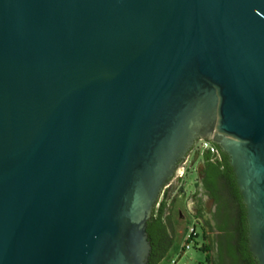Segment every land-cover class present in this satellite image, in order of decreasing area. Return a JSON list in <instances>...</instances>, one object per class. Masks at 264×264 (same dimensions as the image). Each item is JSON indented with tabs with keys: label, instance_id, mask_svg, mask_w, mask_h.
<instances>
[{
	"label": "water",
	"instance_id": "water-1",
	"mask_svg": "<svg viewBox=\"0 0 264 264\" xmlns=\"http://www.w3.org/2000/svg\"><path fill=\"white\" fill-rule=\"evenodd\" d=\"M199 138L264 264V0H0V264H147Z\"/></svg>",
	"mask_w": 264,
	"mask_h": 264
},
{
	"label": "flooded vegetation",
	"instance_id": "flooded-vegetation-1",
	"mask_svg": "<svg viewBox=\"0 0 264 264\" xmlns=\"http://www.w3.org/2000/svg\"><path fill=\"white\" fill-rule=\"evenodd\" d=\"M202 140L205 138L194 143L181 166V178L192 176V191L168 205L173 178L160 196L157 206L167 201L169 208L165 212L166 228L157 232L154 241L149 240L147 264H155L170 239L175 243L183 237L191 221L197 223L201 246L195 249L202 254L203 264H258L249 249L247 210L231 160L212 139L209 142L215 146V153L200 150L198 142Z\"/></svg>",
	"mask_w": 264,
	"mask_h": 264
},
{
	"label": "rangeland",
	"instance_id": "rangeland-1",
	"mask_svg": "<svg viewBox=\"0 0 264 264\" xmlns=\"http://www.w3.org/2000/svg\"><path fill=\"white\" fill-rule=\"evenodd\" d=\"M204 141V140H202ZM202 141L198 142V145L200 146L201 149V144ZM182 168H180V170L178 171V173L175 175L174 179V185L173 188L171 190H169V196H168V205H171V202L173 203V200H177L181 201L182 199L185 198V196L190 193L193 189L192 183L193 181L192 176L190 177H185V178H181L180 175L182 174ZM179 176V178H178ZM191 180V181H190ZM169 207V206H168ZM169 209V208H167ZM192 223L189 222L188 225H186V230L189 227V225ZM182 231V228L179 227L177 232L180 233ZM185 244V239L182 236H179L174 245L172 246V248L170 249V251L168 252V254L166 255V257L159 263V264H173L172 261L174 259H178V252L179 250L184 246ZM203 257L202 254L200 252H198L195 248L189 250L187 257L182 259L181 261H179V263L177 264H203Z\"/></svg>",
	"mask_w": 264,
	"mask_h": 264
},
{
	"label": "trees",
	"instance_id": "trees-1",
	"mask_svg": "<svg viewBox=\"0 0 264 264\" xmlns=\"http://www.w3.org/2000/svg\"><path fill=\"white\" fill-rule=\"evenodd\" d=\"M214 146V145H213ZM215 147V146H214ZM167 210V201H164L161 205L156 206L154 208L152 218L148 223V235H149V240H155V236L158 231H164L166 228V223H165V212ZM174 244V240L170 239L167 244L165 245L164 249L162 250V253L160 256L157 258L155 261V264L160 263L168 254L170 249L172 248Z\"/></svg>",
	"mask_w": 264,
	"mask_h": 264
},
{
	"label": "built area",
	"instance_id": "built-area-1",
	"mask_svg": "<svg viewBox=\"0 0 264 264\" xmlns=\"http://www.w3.org/2000/svg\"><path fill=\"white\" fill-rule=\"evenodd\" d=\"M200 150H206L210 153H215V148L208 143L207 140L202 141L201 144V149ZM183 238L185 239V244L184 246L179 250L178 254V259H174L172 261L173 264L179 263L182 259L187 257V254L189 250L193 248H199L201 246L199 237H198V227L197 223L195 221H192V223L189 225L187 230L185 231ZM186 264V263H183Z\"/></svg>",
	"mask_w": 264,
	"mask_h": 264
}]
</instances>
